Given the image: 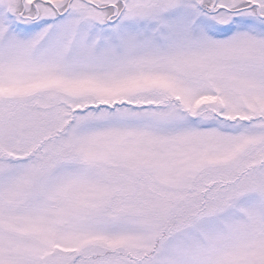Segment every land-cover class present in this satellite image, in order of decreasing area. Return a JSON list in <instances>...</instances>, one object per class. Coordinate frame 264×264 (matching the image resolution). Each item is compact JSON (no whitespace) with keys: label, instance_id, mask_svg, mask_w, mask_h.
Instances as JSON below:
<instances>
[{"label":"snow or ice","instance_id":"1","mask_svg":"<svg viewBox=\"0 0 264 264\" xmlns=\"http://www.w3.org/2000/svg\"><path fill=\"white\" fill-rule=\"evenodd\" d=\"M0 264H264V0H0Z\"/></svg>","mask_w":264,"mask_h":264}]
</instances>
